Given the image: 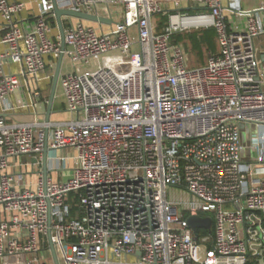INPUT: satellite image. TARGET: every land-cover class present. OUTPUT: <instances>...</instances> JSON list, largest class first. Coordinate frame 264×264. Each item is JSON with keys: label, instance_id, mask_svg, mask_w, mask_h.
<instances>
[{"label": "built area", "instance_id": "2783aa9c", "mask_svg": "<svg viewBox=\"0 0 264 264\" xmlns=\"http://www.w3.org/2000/svg\"><path fill=\"white\" fill-rule=\"evenodd\" d=\"M36 3L24 31L25 4L0 0V264H54L48 230L59 264H264V0ZM54 5L111 22L63 16L62 51ZM205 27L218 50L191 67L172 36ZM61 53L70 117L45 120L35 106ZM240 123L259 128L253 162ZM45 143L48 172L70 163L66 178L39 172Z\"/></svg>", "mask_w": 264, "mask_h": 264}, {"label": "water", "instance_id": "95a60500", "mask_svg": "<svg viewBox=\"0 0 264 264\" xmlns=\"http://www.w3.org/2000/svg\"><path fill=\"white\" fill-rule=\"evenodd\" d=\"M201 9L205 8L204 4L199 5ZM188 9V8H187ZM53 13L55 16L58 32L60 35L61 39V50H64L65 44H64V25L62 21L63 16H72L78 19H83L87 21H92V22H101V23H110L111 21L109 19L103 18V17H97L95 15L83 13V12H77L73 10H64L58 8L56 5H54L53 8ZM63 62V54L61 53L57 59L56 67L53 72L52 80H51V85H50V90H49V97H48V102L46 104L40 103L35 106V110L39 113H43L45 116V120L50 119V115L53 112L52 107H53V102L55 99V94H56V88L58 86V78L60 75L61 71V65ZM49 149L47 146V143H45V146L42 151V170L41 174L44 179L47 178L48 170H47V153ZM187 224L189 228H191L194 232H196L197 229H206L209 233L211 232V226H212V218L207 216V217H201V216H189L186 219ZM48 247L51 251L52 259L54 264H59L56 252L54 249V245L51 242V232L48 230ZM260 264H263L262 261H260Z\"/></svg>", "mask_w": 264, "mask_h": 264}, {"label": "rangeland", "instance_id": "374dc122", "mask_svg": "<svg viewBox=\"0 0 264 264\" xmlns=\"http://www.w3.org/2000/svg\"><path fill=\"white\" fill-rule=\"evenodd\" d=\"M259 1L260 0H240V5H241L242 9L248 10V9H251V8H254L255 6H257L259 4ZM189 13L190 14H195V13H197V11L190 10ZM167 21H168V19H167V16L165 14L156 15V22H158V25L160 27L166 25ZM209 28H212V27L201 28L200 32L204 31V30H207ZM189 32H195V31L194 30L183 31L181 33L182 34H186V33H189ZM215 41H216V33H215ZM258 46H259V44L257 42V48H259ZM186 50H187L189 66L196 67V66L202 65L204 63V61H206V57H207L206 56V52L203 53L202 60H199V58L197 57L196 53L191 49L189 44H186ZM70 69H71L70 63L67 60H63L62 65H61V71H68ZM48 88H49V86H48ZM59 95H60V87L57 86L56 94H55V100H54V106H53L54 118H69L70 117L69 114H67L66 112H62V111H64L63 110L64 108L60 104ZM239 130H240L241 143H242V146H243V149H242V152H241L242 159H243V161H246V162H253V161H255V159L257 157V152L255 150H251L249 145H250V142H251V136L253 138H255L256 135L259 132V128H257V126L255 124H252L250 126L248 123H240L239 124ZM50 154L51 155L52 154L56 155L58 153L57 152H51ZM64 166H65V164H64ZM168 198L172 199V200H177V199L178 200L179 199L180 200H186L187 199V195L184 192H182L181 190L170 189L168 191Z\"/></svg>", "mask_w": 264, "mask_h": 264}, {"label": "crops", "instance_id": "0c3cea01", "mask_svg": "<svg viewBox=\"0 0 264 264\" xmlns=\"http://www.w3.org/2000/svg\"><path fill=\"white\" fill-rule=\"evenodd\" d=\"M17 1H21V2H23L25 4L24 10L17 17L18 23L20 24V26L23 28L24 31H30V30H32V28L34 26V16H33V14L38 12V6L35 3L36 0H17ZM257 6H255L254 8H256ZM254 8H251V9H248V10H253ZM185 10H187V9H185ZM63 19L64 18L62 17V21H64ZM157 24H158V22H157ZM159 28H161V27H159ZM200 29L201 28L191 29V30L199 31ZM191 30H189V31H191ZM257 42L259 44V46H258L259 48L264 47V38H260L259 40H257ZM215 43H216V49H215L214 52H217L218 46H217V42L216 41H215ZM179 44H181L184 47L183 42H179ZM185 51L187 53V50H185ZM206 59H207V57H206ZM205 62L206 61H204V63ZM50 85H51V81L49 83H47L46 81H41V86L44 89V91L46 92V94H47L48 97H49ZM48 86H49V88H48ZM13 97H14L13 98V103L17 104V102H16L17 97L16 96H13ZM59 97H60V104L64 108V101H63V98L61 96V93H60ZM53 106H54V102H53ZM52 111L53 112L50 115V118L51 119H54V120H63V119H66V118H54V109H53V107H52ZM62 112H65V111H62ZM34 113L37 114V115H39V116L45 117L43 113H39L36 110H35ZM17 114H18V116H17L18 118H28L33 113L32 112H29V111L24 112V110L18 109ZM70 165L71 164L69 163L68 165H65L62 169H58L57 171H53V172L49 171L48 172L49 173L48 175L50 177H52V179H59L60 180V179L66 178L70 174ZM41 170H42V166L40 165L39 166V172L40 173H41Z\"/></svg>", "mask_w": 264, "mask_h": 264}, {"label": "trees", "instance_id": "16d2710c", "mask_svg": "<svg viewBox=\"0 0 264 264\" xmlns=\"http://www.w3.org/2000/svg\"><path fill=\"white\" fill-rule=\"evenodd\" d=\"M172 42L174 43L183 42L185 50H186V44H189L191 49L196 53L199 60H202V56L204 52H206V56H207L208 52H214L216 49L215 30L213 28H209L201 32L199 30L195 32H189L186 34H182L178 32L172 36ZM210 233H212V226ZM210 233L206 229H202L200 231V234L202 235H206Z\"/></svg>", "mask_w": 264, "mask_h": 264}, {"label": "bare ground", "instance_id": "6f19581e", "mask_svg": "<svg viewBox=\"0 0 264 264\" xmlns=\"http://www.w3.org/2000/svg\"><path fill=\"white\" fill-rule=\"evenodd\" d=\"M192 23H198L199 22V20L198 19H192V21H191Z\"/></svg>", "mask_w": 264, "mask_h": 264}]
</instances>
